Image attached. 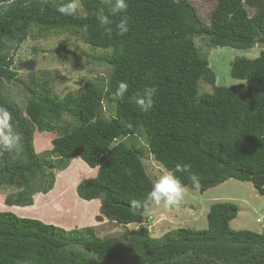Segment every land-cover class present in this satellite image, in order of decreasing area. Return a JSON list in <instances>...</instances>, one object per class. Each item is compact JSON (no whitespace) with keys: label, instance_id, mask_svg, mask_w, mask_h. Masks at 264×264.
Segmentation results:
<instances>
[{"label":"trees","instance_id":"1","mask_svg":"<svg viewBox=\"0 0 264 264\" xmlns=\"http://www.w3.org/2000/svg\"><path fill=\"white\" fill-rule=\"evenodd\" d=\"M24 2L16 0L7 11L0 7V87L13 83L29 96L22 112L0 96V106L12 112L23 137L19 152L0 148V188H22L3 202L30 207L33 193L52 189L46 156L57 160L56 169L80 159L95 174L80 180L75 192L84 201L99 200L96 220L135 224L137 229L100 239L91 229L65 233L38 219L0 211V264H264V231L231 230L238 214L233 203L210 205L205 229L180 227L158 239H151L143 221L137 224L135 210L152 204H133L144 202L157 181L142 164L145 149L189 189L203 193L234 179L249 182L264 196V51L235 59L230 76L240 83L219 86L195 43L203 38L210 48L264 47V0H214L206 22L189 0H125L129 31L123 36L117 35L115 24L110 35L100 27L97 13L103 8L109 15L110 7L102 0L84 2V16L57 11L70 0H30L27 8ZM245 5L254 10L252 16ZM110 18L118 22L120 16ZM33 28L71 30L90 47L110 50L104 56L108 73L103 84L86 81L80 92L61 100L48 92L38 95L42 88L34 75L26 85L10 69L11 51ZM201 81L210 92L201 91ZM120 82L129 85L123 98L115 95ZM146 87H155L157 95L153 108L144 112L130 97ZM104 110L113 114L106 118ZM63 117L72 121L69 130L52 138L42 156L37 154L33 130L39 138L41 131L58 128ZM177 165L188 167L176 172ZM33 180L41 181L40 190Z\"/></svg>","mask_w":264,"mask_h":264},{"label":"rangeland","instance_id":"2","mask_svg":"<svg viewBox=\"0 0 264 264\" xmlns=\"http://www.w3.org/2000/svg\"><path fill=\"white\" fill-rule=\"evenodd\" d=\"M38 1L56 4L62 0ZM86 1L79 0L81 6L77 11L78 16L86 14L84 8ZM189 1L206 22L214 0ZM245 9L249 16L253 15L252 8L245 5ZM195 43L207 57L209 67L216 76V85L219 86L240 83L230 76V67L235 59L255 58L264 51V47L260 45L248 50L229 47L210 48L207 46L206 39L203 38L195 39ZM109 51L90 47L83 42L79 33L71 30H54L46 33L33 28L25 41L15 51H11L13 65L10 69L15 71L18 78L24 80L26 85H30L31 75H34L42 88L37 91L38 95L48 92L51 97L61 100L69 93L75 95L80 92L86 81H92L96 85L103 84L108 73L104 56ZM22 89L13 83H3L0 87V96L16 105L22 112L29 97ZM200 89L204 92L211 91L210 86L202 81ZM112 114L111 110H104L103 116L108 118ZM71 122L69 118L63 117L58 120V128L47 132L41 131L39 138L33 130L34 148L37 154L41 155L43 148L47 150L46 147H50L49 142L52 138L60 137L65 130H69L66 126ZM138 144L144 148L141 142L138 141ZM39 155L36 157L40 158ZM46 159L51 162L45 167L52 173L54 179L52 189L43 194L40 190L41 181L33 180L35 190H40L31 195L33 204L30 207H17L5 205L3 201L7 196L16 195L22 188H0V211H12L22 217L38 219L45 224L59 227L65 233L91 229L92 233L100 239L137 229L135 224L123 226L106 220L97 221L99 200L87 202L77 196L75 192L77 183L86 177L93 176L94 169L89 168L80 159L69 160L66 168L56 169L57 160L50 155L46 156ZM142 164L148 176L154 181L167 172L146 149L142 156ZM217 202H230L237 206V217L229 224L231 230H250L257 233L264 231V196L258 194L249 182L234 179L203 193L189 189L183 202L176 207L165 208L152 204L143 212L142 221L147 225L151 239H158L165 233L180 227L205 229L207 227L206 213L210 205Z\"/></svg>","mask_w":264,"mask_h":264},{"label":"clouds","instance_id":"3","mask_svg":"<svg viewBox=\"0 0 264 264\" xmlns=\"http://www.w3.org/2000/svg\"><path fill=\"white\" fill-rule=\"evenodd\" d=\"M16 0H6L4 7L7 11V5L15 4ZM102 3L110 5L109 15H106L103 8H100L97 13V20L100 27L106 34L113 32L112 25L115 24V30L117 35L123 36L129 31L128 28V16L126 15L128 5L125 0H102ZM23 7L30 6V0H25ZM79 0H70V2L60 5L57 9L58 12L64 15H75L80 8ZM125 14V15H120ZM111 17L120 16L118 22ZM129 85L126 82H120L118 84L115 95L123 98L128 92ZM157 95V89L155 87H146L142 92H137L130 97V100L134 102L142 111L147 112L154 106V97ZM13 114L6 107L0 106V148L6 152H19L23 144L22 135L16 131L13 124ZM124 123V121H121ZM129 126L130 125H126ZM188 166L177 165L175 171L179 172L186 170ZM192 184L195 188L200 187L199 180L193 176L191 177ZM189 189L185 186L181 180L175 175L173 171H167L162 174L160 178L153 184L149 191L146 200L144 202L134 201L133 204L136 207L146 206L147 204H153L162 206L165 208H172L179 206L185 199Z\"/></svg>","mask_w":264,"mask_h":264},{"label":"water","instance_id":"4","mask_svg":"<svg viewBox=\"0 0 264 264\" xmlns=\"http://www.w3.org/2000/svg\"><path fill=\"white\" fill-rule=\"evenodd\" d=\"M103 107V104H100L97 111H96V115L99 113V110L102 109ZM146 207H142L141 209L139 210H135V212L137 213L138 215V219H137V224L138 225H141L142 224V214L143 212L145 211Z\"/></svg>","mask_w":264,"mask_h":264}]
</instances>
